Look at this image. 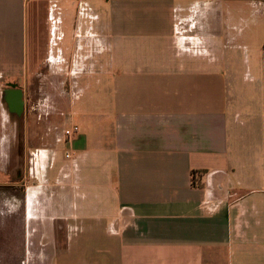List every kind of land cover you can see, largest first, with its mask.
Masks as SVG:
<instances>
[{
    "label": "crops",
    "instance_id": "obj_1",
    "mask_svg": "<svg viewBox=\"0 0 264 264\" xmlns=\"http://www.w3.org/2000/svg\"><path fill=\"white\" fill-rule=\"evenodd\" d=\"M183 1L0 0L1 71L64 53L74 90L102 100L78 105L64 158L23 190L22 264H264V65L238 84L217 37L176 52Z\"/></svg>",
    "mask_w": 264,
    "mask_h": 264
},
{
    "label": "rangeland",
    "instance_id": "obj_2",
    "mask_svg": "<svg viewBox=\"0 0 264 264\" xmlns=\"http://www.w3.org/2000/svg\"><path fill=\"white\" fill-rule=\"evenodd\" d=\"M179 4L189 12L174 30L176 52L191 51L202 55L205 48L209 49L207 43L217 37V56L227 64V70L236 74L235 82L239 84L246 75L263 68L264 0H184ZM74 15L75 11L73 19ZM103 20L104 17L101 23ZM208 24L216 25L217 30H210ZM54 40V35L49 32L46 42L52 52ZM63 40V45L69 46V31ZM62 58L56 67L44 68L42 62L34 75L0 70V264H22L24 188L46 178L45 169L40 168L44 166L47 170L49 153L54 152L58 159L64 158L66 147L63 142L55 143V139L70 124H75L73 119L78 120L74 116L78 105L83 103L88 109L94 102L100 108L102 102L101 98L90 101L91 92L80 94L74 90L77 77L72 69L75 67L69 65L68 55L63 53ZM96 79L89 78L92 89ZM12 82L24 91L22 121L9 113L2 99L4 89ZM108 95L106 93L103 100L105 105L110 103ZM103 112L98 110L100 114ZM98 113L95 112V116H100ZM80 129L82 132V127Z\"/></svg>",
    "mask_w": 264,
    "mask_h": 264
},
{
    "label": "built area",
    "instance_id": "obj_3",
    "mask_svg": "<svg viewBox=\"0 0 264 264\" xmlns=\"http://www.w3.org/2000/svg\"><path fill=\"white\" fill-rule=\"evenodd\" d=\"M78 132H79L78 126L76 124H70L69 128L62 131L63 143H65L66 145L70 143V141L78 134ZM69 157H70L69 154L65 155L66 159Z\"/></svg>",
    "mask_w": 264,
    "mask_h": 264
},
{
    "label": "flooded vegetation",
    "instance_id": "obj_4",
    "mask_svg": "<svg viewBox=\"0 0 264 264\" xmlns=\"http://www.w3.org/2000/svg\"><path fill=\"white\" fill-rule=\"evenodd\" d=\"M16 86H15V83H11V84H9L8 85V87L7 88H15ZM13 104H15L14 102H13ZM11 105H12V103H11ZM16 105V104H15ZM8 110H9V112L11 113V114H14L15 116H16V120L17 121H22L20 118V115H21V113H22V110H23V106H21V110L19 111V112H17L16 110H13V109H11V107H10V105L8 104Z\"/></svg>",
    "mask_w": 264,
    "mask_h": 264
},
{
    "label": "water",
    "instance_id": "obj_5",
    "mask_svg": "<svg viewBox=\"0 0 264 264\" xmlns=\"http://www.w3.org/2000/svg\"><path fill=\"white\" fill-rule=\"evenodd\" d=\"M14 103L16 104H13L12 105L10 104V107L11 109L13 110H16L17 112H19L21 110V106H22V103H21V100H19V98L17 97L15 100H14Z\"/></svg>",
    "mask_w": 264,
    "mask_h": 264
},
{
    "label": "trees",
    "instance_id": "obj_6",
    "mask_svg": "<svg viewBox=\"0 0 264 264\" xmlns=\"http://www.w3.org/2000/svg\"><path fill=\"white\" fill-rule=\"evenodd\" d=\"M192 176H194V172H192Z\"/></svg>",
    "mask_w": 264,
    "mask_h": 264
}]
</instances>
